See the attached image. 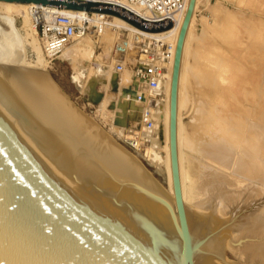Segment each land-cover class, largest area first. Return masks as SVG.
I'll return each instance as SVG.
<instances>
[{"label":"bare ground","instance_id":"6f19581e","mask_svg":"<svg viewBox=\"0 0 264 264\" xmlns=\"http://www.w3.org/2000/svg\"><path fill=\"white\" fill-rule=\"evenodd\" d=\"M188 1L186 0L184 11L174 16V24L161 31L138 29L126 20L108 13L93 11V14L89 16L90 21L97 26L93 35L95 34L97 40L103 42L108 50L112 38L120 32L118 27L129 30L127 42L130 49L144 37L163 41L167 37L170 38L168 43L170 58L166 63L165 74L161 78V83L159 80L158 85L150 92L156 101L151 108L153 126L145 128L141 125V131L135 138L136 146L140 139H147L146 156L156 162L157 169L161 165L164 166L166 185L163 188L135 155L115 142L90 116L73 104L42 66V54L34 38L36 28L33 20L29 19L31 3L0 0V18L10 24L7 31L0 29V110L7 114V117H4L11 126H16L22 138L37 151L49 168L64 182H66L65 178L69 179L70 185L74 188L73 184L85 188L84 190L79 188V191L106 203H110L107 195L115 193L118 189L117 183L110 180L90 160L88 151L80 146L78 142L80 140L92 154H100L109 159V162L133 177L136 183L174 204L169 151L170 91L176 42ZM197 1L195 0V6ZM61 11L67 12L65 9ZM82 12L84 10H79L80 14ZM17 15L21 17L19 28L14 25V18ZM193 16L183 45L177 99L178 162L187 220L218 202L263 199L264 197V96L259 95L253 101L255 104L253 112L252 110L250 113L245 112L243 105L240 109V105L237 104V113H234L232 117L226 113L227 120L231 122L228 128L224 126L225 113L221 114L220 111L223 110H217L215 107L218 102L215 96L207 95L206 101L204 99L199 101L197 105V111L200 114L197 118L199 119L198 140L193 142L190 158L186 161L187 169L182 162L180 109L183 103L181 100V88L184 81L183 59ZM108 17L112 21H108ZM101 25L102 28L99 31ZM108 26L117 27L114 30L116 32L114 37L109 32ZM20 28L24 35L20 33ZM78 39L65 46L60 54L94 50L93 44L84 45L85 42L81 43ZM25 42H30L32 48L35 47L34 62L25 59L23 50ZM138 66L141 68L142 63L139 62ZM98 75L103 78L106 73L99 72ZM130 79L128 71L107 77V83L120 90L114 97L115 105L111 102L110 106L114 105V108H117L118 117L115 113L114 117L122 120L123 122L119 121L122 123H126L127 118L139 119L143 108V104L136 103L133 97H127L124 93V84L130 82ZM92 95L96 100L101 97V93L97 90L92 91ZM245 117L252 121H246ZM116 122L118 121H114ZM160 149L163 150V154ZM99 186L103 188L104 193L97 191ZM76 189L78 190V187ZM118 197L130 199L135 206L142 208L153 219L169 221L167 211L161 203L146 198L132 188L120 187ZM235 237L258 238L243 241L240 249L244 254L264 261V207L247 225L235 232Z\"/></svg>","mask_w":264,"mask_h":264},{"label":"water","instance_id":"95a60500","mask_svg":"<svg viewBox=\"0 0 264 264\" xmlns=\"http://www.w3.org/2000/svg\"><path fill=\"white\" fill-rule=\"evenodd\" d=\"M116 15L148 31L172 26L170 17L148 20L98 0H2ZM195 7L189 0L179 30L170 91L169 151L174 204L135 182L100 154L89 158L118 189L112 204L94 199L61 180L0 113V264H264L244 254L236 238L264 207V199L218 202L187 220L177 149L178 81L185 36ZM126 92V90H125ZM124 92V93H125ZM132 188L161 203L169 221L151 218L130 199ZM99 193H104L98 187Z\"/></svg>","mask_w":264,"mask_h":264},{"label":"rangeland","instance_id":"374dc122","mask_svg":"<svg viewBox=\"0 0 264 264\" xmlns=\"http://www.w3.org/2000/svg\"><path fill=\"white\" fill-rule=\"evenodd\" d=\"M21 10L20 12L24 13L25 10ZM22 13L20 14L22 15ZM193 15L189 29L190 34L185 46V60L183 59L184 81L181 88V100L183 102L180 109L181 151L183 150L182 162L185 169H187L186 161L190 158L193 142L198 140L199 119L197 118L200 114H198L197 105L200 103L199 101L202 99L206 101L207 95L215 96L219 102L215 104V107H217V110H223L220 111L221 114L225 113L224 126L228 128L231 122L227 120L226 115L232 117L234 113H237V104L240 105V109L243 107V111L250 113L255 108L253 101L259 95L264 96V0H198ZM20 19L21 17L18 15L14 18V25L18 26L17 28L20 27ZM29 19L32 21L30 14ZM107 20L112 21L110 17ZM108 27L111 30L109 32L114 37L116 33L114 30L117 27ZM9 28V22L0 18V29L7 31ZM93 31L94 27L78 41L85 42L84 45L93 44L94 50L90 49V51L85 50L74 54L63 52L50 62L44 54L35 33L34 38L38 43L36 45H38L37 47L42 54V66L73 104L90 116L115 142L135 155L158 184H161L160 186L164 188L166 185V171L162 165L157 169L156 162L146 156L147 139H140L138 145L135 144V138L139 135L138 132L141 131L140 118H127L126 123H122V120L114 117V113L118 117V110L114 108L116 103L114 97L119 94L120 90L114 85H109L107 77L118 74L110 65H112L115 58V42L118 40V35H122V32L117 34V37L112 38L108 50L106 45L97 40L95 34L93 35ZM128 32L127 29V32L124 33L126 37ZM20 33L24 35L21 28ZM144 39H147V37ZM141 41L142 39L122 55L126 62L124 72H130L133 63L138 58ZM165 41L169 43L170 38H165ZM147 43L148 41H145V44ZM30 44V42H25L23 50L25 59L34 62L36 50L34 51L35 47L32 48L33 46ZM66 49L65 52L69 50ZM89 52L90 54H87ZM99 72L106 73V75L100 78ZM93 88L101 93L99 100H96L92 95V91H95ZM111 102H114L112 107L110 106ZM0 113L7 117L4 111L0 110ZM116 120L118 126L114 123ZM245 120H250V118L245 117ZM14 126L12 127L14 128ZM14 129L19 133L16 126ZM20 136L23 137L22 134ZM23 140L25 139L23 138ZM26 143L29 145L28 142ZM35 152L37 153L36 150ZM160 152L163 154V150L160 149ZM65 181L68 182H65L67 185L71 186L69 179L65 178ZM73 185L75 188L71 186L72 188L76 189L78 187L79 190V186ZM93 198L96 199L94 196ZM109 202V204H112L110 200Z\"/></svg>","mask_w":264,"mask_h":264},{"label":"built area","instance_id":"2783aa9c","mask_svg":"<svg viewBox=\"0 0 264 264\" xmlns=\"http://www.w3.org/2000/svg\"><path fill=\"white\" fill-rule=\"evenodd\" d=\"M118 4L138 16L148 20H159L170 17L174 24V16L182 13L186 6V0H98ZM56 5L31 3L30 13L36 35L41 43L42 50L49 62L56 58L63 48L72 43L75 39L85 36L97 26L90 21L89 16L93 11L65 9L62 12ZM172 24V25H173ZM133 25V24H132ZM135 26V25H134ZM138 29H141L135 26ZM102 25L99 27L101 30ZM122 35H119L114 46V61L110 67L121 73L126 68V62L122 58L130 46L127 42V29L118 27ZM144 30V29H141ZM119 32V34H121ZM144 37V36H143ZM145 38V37H144ZM145 41H148L145 44ZM139 46V55L130 69V82L124 84L125 95L133 97L136 103L143 104L139 124L145 128L153 126L152 106L155 99L151 96L153 90L166 70V63L170 58V46L166 41L156 38L142 39ZM121 56V57H120ZM142 63V67L138 63ZM143 89V91H141ZM133 95V96H132Z\"/></svg>","mask_w":264,"mask_h":264}]
</instances>
